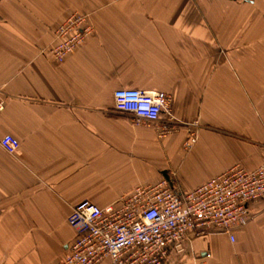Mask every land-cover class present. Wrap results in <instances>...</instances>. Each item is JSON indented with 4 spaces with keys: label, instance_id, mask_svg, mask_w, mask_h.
Returning <instances> with one entry per match:
<instances>
[{
    "label": "crops",
    "instance_id": "0c3cea01",
    "mask_svg": "<svg viewBox=\"0 0 264 264\" xmlns=\"http://www.w3.org/2000/svg\"><path fill=\"white\" fill-rule=\"evenodd\" d=\"M72 12L93 29L55 62ZM117 87L169 93L170 132L115 112ZM0 90V136L20 141L0 148V264H57L80 200L118 205L161 179L188 191L264 161V0H0ZM249 208L233 241L190 236L164 264H264V201Z\"/></svg>",
    "mask_w": 264,
    "mask_h": 264
},
{
    "label": "built area",
    "instance_id": "2783aa9c",
    "mask_svg": "<svg viewBox=\"0 0 264 264\" xmlns=\"http://www.w3.org/2000/svg\"><path fill=\"white\" fill-rule=\"evenodd\" d=\"M88 13L72 12L53 29L52 60L63 61L82 45L93 29ZM170 94L157 90L116 88L115 112L158 123L160 136L170 132L163 116L171 120ZM5 96L0 90V112ZM195 137L186 141L190 146ZM19 140L0 136V148L11 155ZM264 201V161L254 169L228 167L194 189L183 191L167 179L143 184L119 198L118 205L100 207L88 200L78 202L67 216V224L78 235L57 264H164L170 249L181 252L191 237L226 234L233 241L234 229L247 223L250 202Z\"/></svg>",
    "mask_w": 264,
    "mask_h": 264
},
{
    "label": "rangeland",
    "instance_id": "374dc122",
    "mask_svg": "<svg viewBox=\"0 0 264 264\" xmlns=\"http://www.w3.org/2000/svg\"><path fill=\"white\" fill-rule=\"evenodd\" d=\"M189 141V140H188Z\"/></svg>",
    "mask_w": 264,
    "mask_h": 264
}]
</instances>
